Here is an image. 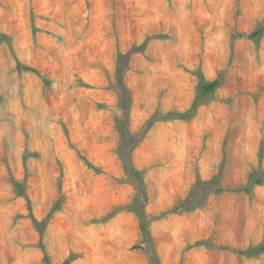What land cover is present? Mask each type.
I'll return each instance as SVG.
<instances>
[{
  "label": "rangeland",
  "instance_id": "1",
  "mask_svg": "<svg viewBox=\"0 0 264 264\" xmlns=\"http://www.w3.org/2000/svg\"><path fill=\"white\" fill-rule=\"evenodd\" d=\"M258 28L264 0H0V264H264Z\"/></svg>",
  "mask_w": 264,
  "mask_h": 264
},
{
  "label": "trees",
  "instance_id": "2",
  "mask_svg": "<svg viewBox=\"0 0 264 264\" xmlns=\"http://www.w3.org/2000/svg\"><path fill=\"white\" fill-rule=\"evenodd\" d=\"M263 33H264V29L258 28V29L251 31V32H248V33H241L240 35L243 37L249 38V39H256V38H259L260 36H262ZM218 85H219V82L217 79H215V80H212L210 83H208L206 89L208 91H210Z\"/></svg>",
  "mask_w": 264,
  "mask_h": 264
}]
</instances>
